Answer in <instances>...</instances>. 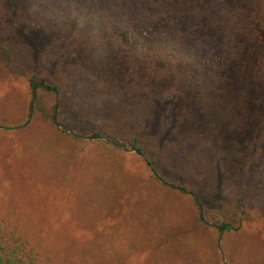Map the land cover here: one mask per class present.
<instances>
[{"label": "trees", "instance_id": "1", "mask_svg": "<svg viewBox=\"0 0 264 264\" xmlns=\"http://www.w3.org/2000/svg\"><path fill=\"white\" fill-rule=\"evenodd\" d=\"M94 26L116 54L115 76L87 51L86 31ZM28 31L45 39L35 57ZM0 49L22 67L29 89L25 118L15 128L31 124L38 101L50 102L47 128L101 142L105 164L123 144L158 184L190 197L202 224V195H216L238 213L243 203L264 217V0H0ZM222 83L238 103L255 102L253 135L230 160L220 151L208 157L207 136L188 133L194 137L181 139L179 158L163 137L171 103L203 101L205 84ZM162 109L166 117L152 120ZM33 219L22 208L0 209V264L66 262L56 249L47 254L49 242ZM210 226L217 238L235 229L227 222Z\"/></svg>", "mask_w": 264, "mask_h": 264}, {"label": "rangeland", "instance_id": "2", "mask_svg": "<svg viewBox=\"0 0 264 264\" xmlns=\"http://www.w3.org/2000/svg\"><path fill=\"white\" fill-rule=\"evenodd\" d=\"M93 28L86 31L87 51L115 76L110 62L116 54ZM26 41L35 57L45 39L28 31ZM224 84H205L203 101L191 96L171 103L163 137L179 158L185 150L180 142L192 134L207 136L208 157L220 151L230 160L253 135L255 102L238 103L237 93ZM28 99L24 70L0 49V166L7 177L0 180V209L22 208L24 217L32 215L49 242L48 255L56 249L67 259L61 264H264L263 216L248 213L243 203L238 213L216 195H202L206 226L190 197L153 180L129 148L116 150L105 164L101 142L47 128L50 102L38 101L31 124L15 128L25 118ZM163 111H154L152 120L159 121ZM71 119L80 125L76 116ZM219 222L235 229L217 238L210 225Z\"/></svg>", "mask_w": 264, "mask_h": 264}, {"label": "water", "instance_id": "3", "mask_svg": "<svg viewBox=\"0 0 264 264\" xmlns=\"http://www.w3.org/2000/svg\"><path fill=\"white\" fill-rule=\"evenodd\" d=\"M121 148H124V145L123 144H120ZM128 150H131V149H128Z\"/></svg>", "mask_w": 264, "mask_h": 264}]
</instances>
